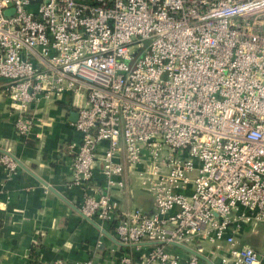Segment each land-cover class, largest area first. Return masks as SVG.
Returning <instances> with one entry per match:
<instances>
[{
	"label": "built area",
	"instance_id": "obj_1",
	"mask_svg": "<svg viewBox=\"0 0 264 264\" xmlns=\"http://www.w3.org/2000/svg\"><path fill=\"white\" fill-rule=\"evenodd\" d=\"M0 89L21 140L68 97L69 185L115 261L264 264V0H0ZM127 171L151 212L114 199Z\"/></svg>",
	"mask_w": 264,
	"mask_h": 264
},
{
	"label": "crops",
	"instance_id": "obj_2",
	"mask_svg": "<svg viewBox=\"0 0 264 264\" xmlns=\"http://www.w3.org/2000/svg\"><path fill=\"white\" fill-rule=\"evenodd\" d=\"M32 111L38 122L29 138L21 140L10 100L0 89V147L20 162L12 176L0 166V264H46L53 259L120 264L111 255L115 241L101 237L98 227L82 217V191L69 185L73 153L68 146L80 140L71 125L77 112L66 95L34 103ZM125 176L126 190L113 192L119 207L151 212L153 197L132 173ZM252 235L242 241L263 249L264 243H256Z\"/></svg>",
	"mask_w": 264,
	"mask_h": 264
},
{
	"label": "rangeland",
	"instance_id": "obj_3",
	"mask_svg": "<svg viewBox=\"0 0 264 264\" xmlns=\"http://www.w3.org/2000/svg\"><path fill=\"white\" fill-rule=\"evenodd\" d=\"M262 230H263V227H262ZM251 237H252V240H254L256 243H259L261 244V246H263L264 241L262 239V232L259 234H254Z\"/></svg>",
	"mask_w": 264,
	"mask_h": 264
},
{
	"label": "trees",
	"instance_id": "obj_4",
	"mask_svg": "<svg viewBox=\"0 0 264 264\" xmlns=\"http://www.w3.org/2000/svg\"><path fill=\"white\" fill-rule=\"evenodd\" d=\"M125 250H129L128 248H124Z\"/></svg>",
	"mask_w": 264,
	"mask_h": 264
},
{
	"label": "water",
	"instance_id": "obj_5",
	"mask_svg": "<svg viewBox=\"0 0 264 264\" xmlns=\"http://www.w3.org/2000/svg\"><path fill=\"white\" fill-rule=\"evenodd\" d=\"M93 222V221H92ZM96 225V224H95ZM97 226V225H96ZM182 247H184V246H182Z\"/></svg>",
	"mask_w": 264,
	"mask_h": 264
}]
</instances>
